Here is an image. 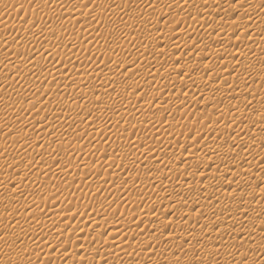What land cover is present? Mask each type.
Masks as SVG:
<instances>
[{
	"label": "bare ground",
	"instance_id": "bare-ground-1",
	"mask_svg": "<svg viewBox=\"0 0 264 264\" xmlns=\"http://www.w3.org/2000/svg\"><path fill=\"white\" fill-rule=\"evenodd\" d=\"M135 1L137 3L136 7L130 12L139 19H147L150 15L153 19L151 23H153L155 28L159 29L153 30L155 29L153 26H151L153 29L151 27L150 29H145V31L148 30V32H145L142 42L145 41L146 45L142 43L136 45L133 48L134 50L132 49L134 51L133 57L130 56L131 59L125 57V62L122 64L121 68H118L119 65L116 64L122 57L120 56L118 59L117 57L119 54L116 58H112V61H114L113 63H111L109 56L104 57L101 62L97 61L92 65H86L84 63L82 56L80 57V52L84 51V55L90 52L91 56H93L92 54L94 51L98 52L100 50L98 47L101 43L95 44L96 48H91L89 44H78L76 38L79 37L80 34L84 35L87 32L84 30L85 27L83 26L77 27L74 35H70L71 28L62 19V16L67 13V9L69 8H67L64 1L54 0L51 6L54 12L58 10L61 11L59 12L62 17H59L60 19L56 18L57 12H55V15L51 12L45 14L43 11L35 8L32 12V17L28 18L26 15V17L23 16L19 18V21L14 19L19 22L17 24H19L18 26L20 28H22L23 25L25 26L23 27L24 31L14 23L13 25H11L12 23L9 24L12 20L8 22L9 19L8 21L6 19L4 20V15L0 14V31L3 34V39H0V88L3 89L6 86H10V89L6 92L0 90V169L2 166H5L10 157V145L13 143L17 144V140H13L15 132L18 133L27 130L32 134L28 141L19 145L20 151L17 154L26 157L29 156L28 152L34 149L38 144V133H40L41 129L45 126L50 129H55L57 127L64 128V134L62 136L57 134L52 135L50 137V143L63 141L66 136L74 133L75 129L79 126L82 128V133L88 135L102 134L103 130L108 126V119L100 116V112L105 111L106 108L109 107V101L103 100L98 102L94 108L79 111L74 109V100L79 98V94L82 93L80 98L86 97L87 95L95 93L98 86L101 88L107 87L117 79L122 81V79L127 78L129 74H131L130 77L133 76V79L136 80V82H133L136 89L144 83L145 79L152 78L156 75L161 76L163 79H172L176 71V65H170L165 68L163 66V59L165 56L167 58V55L169 56L173 51L174 55L177 56V58L173 56L175 57V61H173L174 64L179 62V60H181L182 63L191 62L194 55L204 56L205 58H209L210 61H213L210 67L217 63L221 65L234 63L235 69H233V71L241 76V79L234 84H232L230 80L231 76L223 77L218 91H215V78L212 75L209 74L206 79H203V77L205 78L208 74V71L204 73V75L199 74L195 78H183L180 81V84L186 90L191 89L195 81H202L203 84L201 88H194L195 93L206 97L214 94V97H211L212 103L203 113L206 118V123L208 124H205L206 126L204 125L206 130H203V132L205 131L207 138H215V141L218 139V142L213 150L202 152L188 149L190 147L188 140L170 136L160 142V145L158 142L157 145L163 149H159L161 150L160 154H155L156 152L154 151L155 153L152 155H148L146 150L148 145H150V147L152 146L151 148L155 147L150 136L145 137L146 140H144V142L142 140V142L131 144L132 147L130 148L136 153V161H141L146 158L151 160L155 167L164 165V169H158L156 167L158 170L156 169V171L146 174L147 176H144L139 183H128L124 185L120 194H113L111 198L108 197V205L113 206L111 207L112 209L109 208L110 206L107 208L100 207L94 214H90L86 218L85 222L89 223L92 227H96V229L87 227V230H84L86 227L81 228L83 225H81L80 219L77 220V222L75 221V224H72L71 227H67V224L62 225L59 216L61 213L69 211L67 208H60L59 210L52 211V213L50 212V214L41 217L42 219L35 226L44 229L48 235H55L57 231L59 232L58 234H61L60 229H63L64 239H62V241L52 240L49 245L44 247L34 246L33 251H29V254L23 258L20 264H36V260L40 255L44 258V264H82V260L75 259L76 253L88 249H90L88 264L100 263L101 261H105L106 264H117L119 262H123L124 264H151L146 261L137 262L135 258L129 257L125 252L132 246L144 248L149 244H156V246H158L156 254L162 255L167 252V244L161 242L159 244V240L174 241L181 232L192 235L196 234L198 231L204 233L202 237L203 241L200 243L197 242L198 239L196 238L186 241L184 246L187 248L200 245L199 249H201L203 247L202 245L213 243L225 246L229 244L235 236L243 234L252 218L259 215L260 211L264 208L263 159H260L257 163L246 165L241 172L238 170V172L232 171L229 168H222L219 170V166L212 167V170H210L211 168L200 170V163L203 160H207L209 164L211 163L213 165L233 158L232 162L235 164L240 161L242 162L247 157H259L263 152L262 145L259 143L264 142V84H258L261 90V97L259 99H256L254 95H247L243 90L251 81L249 75H247L245 65L249 63L253 68H256L257 65L261 66L264 63V0H217L216 4L213 6L208 4V0ZM235 1L237 2L234 3ZM78 6H80V4ZM153 6L159 7V16L154 15V13L151 14L152 9L150 7ZM80 7L83 6L81 5ZM124 8L120 7V9H117L118 11L111 13L113 16L119 15L118 17L120 18L122 15L124 18L125 15L127 16L130 13L126 12L127 10ZM76 9L81 8L78 7ZM232 10L238 15L232 16ZM76 11L78 12L80 10ZM178 13H180L181 16H179V18L177 16V19H174L173 16L175 17ZM164 18H166L165 22L162 23ZM207 18H210L212 21L210 23L207 22ZM139 19L137 21L138 25L141 24L139 23ZM39 21L41 23L36 27V23ZM76 21L78 20H75V22ZM249 22L251 23L250 25L247 24ZM193 25L195 27H193ZM239 29H244L249 39L256 40L259 46L249 51L238 50L236 47L244 41L242 38H234ZM62 30H64V33L67 35L69 31V44L72 45V47L70 52H68L69 54H67L69 55V59L76 58V61L67 60L61 62L56 59V54L59 49L65 50L66 46L64 47L61 45L60 47H56L43 45L45 40L53 32H62L63 35L64 33ZM136 30L137 33L134 32L135 36L131 33V31H133L132 29L130 31L123 30L124 33H119V37L115 35L118 37V40L116 38L115 41L114 37L112 41L111 39L103 40V44L106 46L109 44H112V46L117 45V42H124L127 38H130L129 36H131V34L135 38L139 31L138 28L135 29V31ZM89 33L93 32L89 31ZM192 33L200 35V38L195 36L194 39H190V42L181 41L184 36L188 37ZM10 35H14V38L17 37L19 40L13 43L11 39L8 38ZM102 39L98 37L97 40L102 41ZM178 43L179 45L175 46V44ZM32 44L38 45V48L24 55L23 50ZM151 44L154 45L153 49L157 48L156 51L152 50L155 51L153 54L151 51L153 46ZM208 45L211 49L206 52ZM182 47L184 48L180 50ZM9 49L13 51H7ZM112 52L113 51H111V53ZM124 52H122V54ZM129 52H131V50ZM95 54L96 53H94V55ZM141 56L142 58L143 56L148 57L149 65L147 62L146 67L138 69L136 60L139 57L141 58ZM111 57H114V55ZM113 64H116L117 67ZM135 68L139 71V74L132 75L133 69ZM37 70H43L45 73L42 71L43 76L37 81H32L33 78L27 81L28 76L34 74ZM16 80H18V83L15 85ZM47 82H56L57 88L51 89L46 87L44 95L42 96H25L26 93H31ZM230 82L231 86H227ZM77 89L79 90L77 91ZM106 90L109 91V89ZM67 94H74L75 96L73 98H66ZM110 97L115 104L114 107L120 113L122 112V114L123 112H129V110L133 108V101L128 100L127 95L122 90L115 89L114 91L113 89V93ZM232 101L241 102L246 109L248 108L249 114L260 119V123H247L244 126L246 128L245 130L241 131V129H237L233 131L232 141L226 144L223 132L232 126L229 122H243L245 119H248L247 116H245L247 113L242 111L245 108H238L239 110L237 109L231 113L225 112L226 110L221 108L225 102ZM31 102L36 103L38 106L49 107L50 114L39 115L38 112L37 114L35 110L27 107V104ZM18 103L21 104L20 107H16ZM206 105L207 104L203 102L198 106L206 107ZM117 122L119 121H114L112 124L117 128L122 127L121 122L119 123L121 125ZM253 125L256 126L251 129ZM114 126L113 129H116ZM31 128H35V131H31ZM219 130L221 132H219ZM213 132H219L220 135L223 133V135H213ZM211 135L213 137H211ZM121 138L122 137H118L114 140L116 142H121ZM156 141L157 140H155V142ZM215 141L213 142L215 143ZM209 143H211V141H209ZM232 145L240 148L242 152L237 154L235 152L236 155L231 153V149L234 147ZM185 148L188 151L186 159L193 160V163L190 161V167L186 169V172L181 175L180 179L171 176L166 180L167 182L163 181V183L157 184V189H164L165 192L163 195L158 193V195L152 197L151 200L133 198L136 194L140 193L150 178L152 181L155 180L154 182H157L159 177L167 172V169H172L176 165L181 164L176 161L175 154L177 151H182ZM46 158L49 160L51 156L47 155ZM121 159L124 160L125 158L122 157ZM61 163L62 160L59 161V164ZM186 166V163H182L181 168H185ZM168 174H170L169 171ZM184 178H189V182H184ZM145 179H148V181L146 180V182ZM24 180L35 183L38 180V176L35 174H28L21 168L9 173L7 179L0 182V188L11 184L10 181H13L12 183L17 185ZM159 180L161 181V179ZM195 187H197L196 190L194 189ZM177 192L188 199V201H185L187 207L181 204V202H177ZM256 192H258V194H256ZM92 193L97 194L98 190H93ZM132 194L135 195L132 197ZM129 197V203L124 201L125 198ZM35 198L33 194L29 195L32 204H35ZM172 203L175 204L172 205ZM178 203L184 207H182V209L179 208ZM30 208L31 205H29L27 209L25 208L26 210L23 209L24 211H22V215L18 219L20 224H26L27 218L33 211ZM126 212L131 213L129 214L131 218H128L129 220L126 218L127 221L123 219L124 216L122 217V214ZM166 212H171V215L167 216ZM106 214L107 216H111L112 214V216H114L113 221H108L107 217H103V215ZM161 214L162 216H159ZM69 216L72 218L74 214L70 213ZM194 218L196 219L194 220ZM165 222L172 223L173 229L175 228V230L166 234L163 228ZM148 226H150V229H148ZM167 227L169 228V226ZM151 230H153V234L150 233ZM129 232L132 233L128 234ZM106 234H108L107 237L105 236ZM219 235H222L221 239H217ZM213 236H215V238H213ZM68 237L72 239V245L70 247H68L66 239ZM78 242H80V245H77ZM3 243V238H0V264H15V261L9 258L18 252L20 247L19 244L16 242H9L5 246ZM245 249L248 251L253 249L259 255H262L264 253V233L255 236L253 245ZM53 251L56 253H53ZM58 252L62 253L58 255ZM207 255V259L211 260L212 258V263H219V258L215 256L216 254L212 255L208 252ZM233 260L234 259H231L228 263L232 264ZM160 263L162 264L161 261L158 262V264ZM255 264H264V259H260Z\"/></svg>",
	"mask_w": 264,
	"mask_h": 264
},
{
	"label": "rangeland",
	"instance_id": "rangeland-1",
	"mask_svg": "<svg viewBox=\"0 0 264 264\" xmlns=\"http://www.w3.org/2000/svg\"><path fill=\"white\" fill-rule=\"evenodd\" d=\"M59 1L65 2L67 8L69 7L67 9L69 12L67 11V13L65 14L66 16L63 15L62 18L60 16L61 14L59 13L61 11H55L57 12L56 18H62L65 23L69 25V27L71 28L70 35H74L75 29L79 26L85 27L84 30L87 31L85 33L86 35L80 34L79 37L76 38L78 40V44H89V46L93 48L96 46L95 44L101 43V46L99 45L98 47V49L100 50L98 52L94 51L92 54L93 56H91L90 52L86 53V55H84V51L80 52V57L82 56V60L86 65H92L97 61L101 62L104 57L108 56L111 59V63H113L114 61H112V58H116L119 54L117 58L119 59V57L122 56L121 58L123 61L120 58V61H118V63H120L116 64L119 65L118 68H121L122 64L125 62V57H129L130 59L131 57H133V48L136 45H140L141 43L146 45L145 41L142 42V39L144 38L143 36H145V32H148V30L145 31V29H150V27L153 26V23H151L153 19L150 15L147 17V19H139L137 16H134L132 12H130L133 8L136 7L137 3L135 0ZM53 2L54 0H0V14L4 15V20L6 19L8 21L9 19L8 22L12 20L9 24L12 23L11 25H13L14 23L18 26L19 24L17 23H19V18L23 16L26 17V15L28 18L32 17V12L34 8L43 11L45 14H49L51 12L55 15V12L53 11L54 9L52 10L51 8ZM216 2L217 0H208V4L211 6L215 5ZM236 2L237 1H235L234 3ZM79 4L83 7L78 6ZM78 7L81 9H76ZM120 7H127L128 9H124L127 10L126 12H130L127 16L125 15L126 17L124 16V18L122 17V15L120 16V18L118 17L119 15L113 16V14L111 13L118 11L117 9H120ZM150 8L152 9L151 14L154 13V15L156 16L160 15V10L158 9L159 7L153 6ZM76 10L80 11L77 12ZM231 15L237 16L238 14L234 10H232ZM8 16L12 18L10 19ZM177 16L179 18V16H181L180 13L175 16L176 18L174 16L173 18L177 19ZM14 19H17L18 21ZM138 19L139 23H141L142 25H138ZM165 19L166 18L162 20V23L165 22ZM75 20L78 21L75 22ZM121 20H124L125 22ZM206 21L210 23L212 20L210 18H207ZM40 23V21L37 22L36 27L39 26ZM247 24L250 25L251 23L249 22ZM23 27L25 26L23 25L22 28H19L24 31ZM153 27L151 28L153 29ZM193 27L195 26L193 25ZM137 28L139 31L138 34H136V37L134 38V32L137 33V30L135 31V29ZM139 28H141L142 30ZM87 29L93 33H89ZM131 29L133 30L131 31L133 36L131 34V36H129L130 38H127L124 42L119 41L116 43L117 45L113 46L112 44H109L108 46L103 44V40L111 39L112 41L114 37L115 41L116 38L118 40L119 33L121 34L124 33V31H130ZM158 29L159 28H155L153 30ZM62 31L63 33L65 32L64 30ZM58 33L61 34L59 35ZM58 33L53 32L45 40L43 45L56 47H60L61 45H63L64 47L66 46L65 50L61 48L59 49L56 54V59L61 62L67 60L76 61V58L69 59L68 57V52H70V49L72 47V45L69 44V31L67 32L68 35L64 33L67 36H65L64 34L62 35V32ZM115 35H118V37H116ZM190 36H184L181 41L190 42L192 39H194L195 36L200 38V35H195L193 33ZM2 37L3 34L0 31V39ZM98 37L99 39L103 38L102 41L97 40ZM8 38L11 39L13 43H16L19 40V38L17 37L14 38V35H10ZM234 38H242L244 40L242 44L236 47L240 51H249L259 46V43L256 40L249 39L244 29L237 30V33ZM176 45H179V43L175 44V46ZM152 46L153 47L151 51H156L157 48L153 49L154 45ZM37 48L38 45L35 44L27 46L23 50V54L26 55L28 53H31ZM183 48L184 47L180 48V50ZM208 48H206V52H208V50L210 51L211 49L209 45ZM129 49L131 50V52H129ZM7 51L13 50L9 49ZM111 51L113 52L111 53ZM155 51H152V54ZM122 52L124 53L122 54ZM94 53L96 54L94 55ZM172 53L169 54V56L167 55V58L165 56L163 59V66L165 68L169 67L170 65H176V71L172 79H163L161 78V76L156 75L152 78L145 79L144 83L136 89L135 84L133 83L136 82V80L133 79V76L130 77L131 74H129L128 76L131 79L127 76V78L129 79L125 78L126 80L122 79V81L117 79L116 81H114V83L109 84L107 87L101 88L100 86H98L97 91H95V93L92 92L93 94L87 95L86 97L80 98V95L82 93L79 94V98H76L74 100V109H77L79 111L94 108L100 101H109V107H107L105 111L100 112V116L106 117L108 119V126L105 130H103V133L101 131L102 134L88 135L82 133V128L79 126L77 129H75L74 133H71L66 136L63 141H56L55 143H50V137L55 134L62 136L64 134V128L57 127L55 129H50L49 127L45 126L41 129L40 133H38V144L35 146L34 149L28 152L29 156L26 157L24 155L17 154L20 151L19 145L28 141L31 138L32 134L27 130L14 133L13 140L15 141L16 139L17 144H9L10 157L5 166H2L0 169V182L5 181L9 173L21 168H23V171L28 174H35L36 176H38V180L35 183H30L28 180H24L22 183L14 185V183H12L13 181H10L11 184L0 188V238H3V244L5 246L9 242H16L17 244H19L20 247L18 249V252L9 258L10 260L15 261V264H20L23 258L27 254H29V251H33L34 246L44 247L49 245L52 240L62 241V239H64L63 229H60L61 234H58L59 232L57 231L55 235H48L44 229L35 226L42 219L41 217L45 216L46 214H50V212L52 213V211L59 210L60 208H67V210L69 209V211H67L66 213H61V215L59 216V220L61 221L60 223L62 225L67 224V227H71L72 224H75V221L77 222V220L80 219V223L81 225H83L81 226V228L86 227V229L84 230H87V227L96 229V227H92L89 223L85 222L88 215L94 214L96 210L100 207L107 208L110 206L109 208L112 209L111 207L113 206L108 205V200L112 197L113 194H120V192L124 188V185L128 183L137 184L144 176H147L146 174L156 171L157 168L164 169V165V167L156 166V168L155 165L152 164L151 160L146 158L142 159L141 161H136V153L130 148L132 147L131 144L135 142H142V140L144 142V140H146L145 137L150 136L154 142L155 147L151 148L152 146H147L148 148L146 150L148 155H152L155 152V154H160L161 150L163 149L157 145L158 142L160 145V142L170 136L184 138L188 140L190 143V147L188 149L194 151L208 152L209 150H213V148L216 146L218 139H216L215 141V138H207L205 135V131L203 132V130H206L205 124H207L206 118L203 113L206 111V108H208L209 105L212 103L211 97H214V94L210 96L208 95V97H206L203 95L200 96L198 93H195L194 88H201L203 84L202 81H195L193 87L189 90L184 89V87L180 84V81L183 78L190 79L192 77H197L199 74L204 75V73L208 71V74L205 76V78L203 77V79H206L209 74L212 75L215 78V91H218L222 82L221 79L223 77L231 76L230 80L232 81V84H234L241 79V76L237 75L233 71V69H235L234 63L226 65H221L220 63H217L210 67V65L213 64V61H210L209 58H205L204 56L194 55L193 60L191 62L182 63L181 60H179V62L174 64L173 61H175V57L177 58V56L174 55V51ZM111 54L114 55V57H111ZM139 58H137L136 60L138 69L146 67L147 62L149 65V60L147 59L148 57L143 56V59L141 56V58ZM116 64L113 65L117 67ZM245 67L247 75H249L251 81L246 85L243 91L247 95H254L256 99H259L261 97V90L258 84H264V63L261 66L257 65L256 68H253L251 64L247 63ZM42 71L43 70H37L34 74L29 75L27 81H30L31 78H33L32 81H37L40 77L43 76V72L45 73V71ZM138 72L139 71H137L135 68L133 69L132 75H137L139 74ZM17 83L18 80L15 81V85ZM228 84L229 85L227 86H231V82ZM46 87L56 89L57 83L47 82L46 84L33 90L31 93H26L25 96H42L44 95ZM105 88L109 89V91ZM9 89L10 86H6L3 89L0 88V90H2L3 92L8 91ZM113 89L114 91L115 89L120 91L122 90L127 95L128 100L133 101V103L131 102L133 107L130 109L131 111L129 110V112H123V114L122 112L120 113L119 111H117V109L114 107L115 104L114 102H112L110 97V95H112L113 93ZM78 90L79 89H77V91ZM74 96V94H67L66 98H73ZM203 102L207 104L206 107L198 106ZM20 106V103L16 104V107ZM27 107L35 110L36 113H39V115L48 113L50 114L49 107L38 106L34 102L27 104ZM221 108H223V110H226L225 112L231 113L233 111H236L238 108L242 109L245 107L241 102L238 103L232 101L225 102L221 106ZM242 111H245L247 113L245 114L244 112L245 116H247L248 118L247 120L245 119L243 122L235 123H232L233 121H230L231 123L229 122V124H232V126L228 130H224V135L223 133L220 135V130L217 133L213 132V135H223L226 144H228L233 139V131L237 129H241V131L245 130L246 128L244 126L247 123H260V119H257L256 117H253L251 114H249L248 108H245ZM114 121H119L117 122L118 124L121 122L122 127L117 128L116 126H114L112 124ZM113 126L117 130L113 129ZM255 126L256 125H253L251 129ZM31 129L29 130L33 132L35 131V128ZM115 137H122V141L116 142L114 140L116 139ZM211 137L213 136L211 135ZM208 139H212L213 141H215V143L212 140ZM155 140L157 141L155 142ZM209 141H211V143H209ZM259 144L262 145L263 152L261 156L263 158L261 156L255 158L247 157L242 162L240 161L235 164L234 162H232V158L226 160L225 162H221L219 164L215 163L213 165L211 163L209 164V161L203 160L200 163V170L202 171L207 168H211L210 170H212V167L219 166V170L222 168H229L232 171L238 170L239 172H241L246 165L250 163H257V161H259L260 159L264 160V142H261ZM235 152L237 154L242 151L237 146H234L233 149H231V153L235 154ZM187 154L188 151L186 148L182 151H177L175 154V159L181 164L176 165L172 169H167V172H165L163 176L161 175V177H159L161 181L158 179L157 182H154L155 180L152 181L151 178L149 179V181L148 179H145V181L147 180L148 183H146V181L144 188L140 191L139 194H136L138 198L135 194H132V197L135 195V197H133L135 199L144 198L146 200H151L152 197L158 195V193L160 195H163L165 190H161V188L157 189L156 185L163 183V181H166L171 176L175 177L176 179H180L181 175L185 173L186 169H188L191 165V160L186 159ZM47 155L51 156L49 160H47L46 158ZM122 157H124L125 159L122 160ZM60 160H62L61 164H59ZM191 162L193 163V160ZM182 163H186L187 166L185 168H181ZM168 171L170 172V174H168ZM189 180V178L183 179L184 182H189ZM196 188L197 187H195L194 189L196 190ZM93 190H98V193L93 194ZM30 194H33L34 197H36L35 204H32L29 199ZM177 194V202H181V204L185 205V201H188V199L179 192H177ZM256 194H258V192H256ZM129 200L130 197L125 198L124 201L129 203ZM173 204L175 203H172V205ZM178 204L179 208L182 209V207H184L181 206L180 203ZM29 205H31L30 209H32L33 211L27 218L26 224H20L18 222V219L21 217L22 211L26 210ZM70 213L74 214V217L70 218ZM129 214L131 213H123V219H130L131 215L129 216ZM163 214L166 215L165 213ZM169 215H171V212L167 213V216ZM159 216H162V214ZM103 217H107L108 221H113L114 219V216H112V214L111 216H107L106 214L103 215ZM195 219L196 218H194V220ZM169 224L170 223H164L163 228L165 229L166 234H169L171 231L175 230V228L173 229L172 223L170 225ZM167 226H169V228ZM148 229H150V226H148ZM131 233L132 232H129L128 234ZM150 233L153 234V230H151ZM263 233L264 208L260 211L259 215L254 216L252 218L249 226L246 228V230H244L243 234L235 236L233 240L225 246H220L219 244L213 243L202 245L203 247L201 249H199L200 245L195 246L193 248H187L184 246L186 241H190L191 239L196 238L198 239L197 242L200 243L201 241H203L202 237L204 233L198 231L196 234L192 235L186 232H181L174 241H168L164 239L159 240V244L160 242L163 244H167V252L162 255L156 254V249L158 247L156 246V244H149L144 248H139V246H132L125 252V254L129 257L135 258L137 262L146 261L150 262L151 264H158V262L160 261L162 262V264H215L211 262L212 258L211 260L207 259L206 255L209 252V254H216L215 256H218V264H229L228 262L231 259H234L232 261V264H255L260 259H264V253L262 255H259L253 249L248 251L245 248L252 246L254 243L255 236L262 235ZM105 236L107 237L108 234H106ZM213 238H215V236H213ZM221 238L222 235L217 236V239ZM66 239L68 247H70L72 245V239L70 237ZM77 245H80V242H78ZM53 253L56 252L53 251ZM61 253L62 252H58L57 254L60 255ZM89 253L90 249L81 250L76 253L75 259L82 260V264H88ZM36 264H44L43 256L40 255L39 258H37ZM95 264H106V262L101 261L100 263ZM117 264L124 263L119 262Z\"/></svg>",
	"mask_w": 264,
	"mask_h": 264
}]
</instances>
